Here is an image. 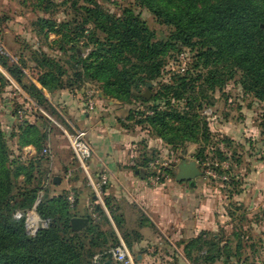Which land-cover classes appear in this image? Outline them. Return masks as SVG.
<instances>
[{
  "label": "trees",
  "instance_id": "1",
  "mask_svg": "<svg viewBox=\"0 0 264 264\" xmlns=\"http://www.w3.org/2000/svg\"><path fill=\"white\" fill-rule=\"evenodd\" d=\"M36 1L46 14L55 7L50 0ZM100 1H67L72 2L74 9L68 21L58 22L47 15L38 17L36 33L46 40L50 33L56 34L58 38L51 45L59 54L42 49L32 52L31 60L38 70L34 71L37 83L52 93L80 91L92 84L110 99L128 105L141 103L147 110L134 108L129 113L128 119L134 121V127L149 130L175 148L185 143L197 144L199 148L192 155L195 160L212 157L230 161V180L224 184L227 195L232 196L242 185L241 180L233 175V160L228 152H207L212 133L200 111L205 105L214 104L209 102L208 94L223 91L227 82L237 75L244 93L264 103V0H134L136 7L148 9L160 24L171 29L160 40L134 7H125L118 15ZM187 50L193 56L188 70L174 74L171 82L164 84L149 100L135 95L144 88H154L162 78L167 61ZM26 63H10V57L0 53V65L8 75L0 72V89L16 83L38 105V114L44 111L51 117L58 115L28 77ZM173 100H184L185 105L173 104ZM20 110L11 113L16 119L14 131L8 133L0 122V264H92L97 255H102L101 264L113 263L109 252L119 246L120 238L104 207L95 204L98 199L93 198V210L81 217L88 219V223L76 229L71 220L81 216L77 211L76 193L72 204L68 200L70 191L51 195L50 185L46 186L42 163L48 157L43 151L51 118L41 114L40 126L22 121ZM120 123L126 129L131 128L123 120ZM261 127L264 135V117ZM11 138H17L19 154L12 149ZM223 142L231 150L233 141L225 138ZM30 146L35 152L28 161L23 154ZM145 159L144 164L148 166L151 161ZM261 160L264 161V147ZM170 175L175 177L174 172ZM105 190L106 186L102 194ZM41 191L44 194L36 211L41 219L48 221V226L31 235L26 229L25 215L34 208ZM103 199L121 231L124 221L117 214L113 200L104 195ZM234 207L232 217L243 221L244 213L237 212L242 207ZM18 212L24 217L17 218ZM133 234L140 236L135 231ZM123 237L131 247L127 236ZM242 241L238 233L231 236L203 233L184 245V256L192 264L241 259Z\"/></svg>",
  "mask_w": 264,
  "mask_h": 264
},
{
  "label": "crops",
  "instance_id": "2",
  "mask_svg": "<svg viewBox=\"0 0 264 264\" xmlns=\"http://www.w3.org/2000/svg\"><path fill=\"white\" fill-rule=\"evenodd\" d=\"M26 73L29 76V72ZM32 80L56 111L62 116V113L70 116L80 130L87 132V141L95 152L94 157L88 162L89 175L83 169L82 171L74 169L66 157L61 159L57 156L51 167L53 185L50 194L58 195L64 190L74 191L77 195V211L80 217L93 210V198H97L95 204L99 203L104 207L117 231L120 244L128 247L136 264H192L184 256V245L203 233L212 236L221 233L231 236L238 233L242 235L245 249V235L250 232L253 234L252 232L264 220V161L261 158L252 164V168H239L241 170L238 177L242 185L232 196L219 195L215 185L204 176L195 180V186L174 179V182L165 181L156 187L151 182L153 170L150 164L145 166L144 162L145 157L153 150L162 154V140L157 138L154 140L144 129L135 128L131 131L124 128L121 123L120 127L119 116L113 114L114 110L105 109L104 106L107 102L112 108L116 100L98 91V100L96 101L94 96L95 106L94 109H90L89 92L86 94L85 89L75 92L60 90L52 93L36 80ZM14 86L28 96L15 83ZM10 119L16 122L15 118ZM221 128L222 135L226 134L236 141H241L244 137L255 138L260 134L256 131L249 133L247 129L236 131L229 123H224ZM34 152L31 146L25 150L27 155ZM102 164L110 171V182L100 199L95 194L91 180L99 181ZM56 171L57 173H54ZM56 177L60 179L59 184L54 183ZM103 195L113 200L117 214L122 217L124 222L121 231L111 219ZM233 205L246 210L244 216L249 223L248 229L243 227L246 232L235 226L236 220L231 215ZM134 231L140 236H135ZM123 236H127L131 247L126 244ZM111 264L120 263L114 261Z\"/></svg>",
  "mask_w": 264,
  "mask_h": 264
},
{
  "label": "rangeland",
  "instance_id": "3",
  "mask_svg": "<svg viewBox=\"0 0 264 264\" xmlns=\"http://www.w3.org/2000/svg\"><path fill=\"white\" fill-rule=\"evenodd\" d=\"M50 1L55 3V7L49 10L50 12L46 14L39 9L36 0H0V40L3 45L2 52L0 51V53L8 55L10 57V63L23 64V62L26 61L28 68H26L25 71H28V77L34 80H36V73L34 71L38 70L35 69V63L31 60L32 52L37 49H42L53 55L59 54L58 51L54 49L55 47L51 45V42L58 38L56 34L50 33L49 40H46L43 36H39L36 33V22L38 17L47 15V17L55 19L58 22H63L70 20L74 13L72 2H67L70 0ZM100 2L112 13L118 15L121 13L123 8L134 7L138 13L142 14V17L146 20L149 27L156 32L159 40L166 38L171 32V29L160 24L148 11V9L136 7L134 0H101ZM183 54L184 59H182L180 55L178 58H170L167 61L165 67L162 69V78L157 81L155 83L156 86L150 90L152 97L154 93H156L164 84L170 83L171 77L176 73H180L183 67L185 70H188L191 67L193 63L192 53L187 50ZM3 71L4 69L0 65V72L3 73ZM240 79V75H237L234 79L227 82L223 91H217L214 95L211 93L208 94L209 102L212 101L214 104L205 105L204 109L200 111L201 114L206 117L212 133V143L210 148L207 149V152H215L217 150H220L221 152H228L227 155L233 160V175L237 176V178L241 170H239L240 167L245 169H248L249 167L252 168V164L260 160L264 147L263 128L261 127L264 117V103H259V101L254 99L252 95L245 94L242 86L239 85ZM0 90V122L5 131L10 133L15 130L14 126L16 122L10 119V117L11 113L16 109H21L20 119L22 121L25 119L30 123H37L40 126L42 125L43 120H40L41 114H45L42 112L38 114V105L31 102L28 96H25L24 93L16 89L15 86L11 85L1 86ZM85 90L87 91L86 94L88 92H94L96 96L95 100H98V86L87 84ZM145 91L146 88L143 89L142 93ZM175 103L180 104L181 107L185 105L184 100L179 102L173 100V104ZM104 106L105 109L114 110L113 114L118 115L120 120H123L127 126L131 127V131L135 128L143 129L140 126L134 127V121L128 119L130 116L129 113H131L134 108H136L137 111L147 110V108L142 106L141 103L135 102L133 105H128L117 101L115 106L112 108L109 107L107 102L104 103ZM56 113H58V115L52 116L55 122L65 126L67 129H70L68 123L76 129H80L74 121L71 120L70 116L65 113H62V116L58 111H56ZM55 122H52L46 129L48 131L46 147L49 148L50 155L47 158H44L42 163V169L45 171L47 176L46 180L49 181L50 186L48 189L50 191L52 190L51 176L53 173V171H51V167L54 165L57 156L61 159L66 157L67 161L74 169L82 171V168L79 167L80 165L74 157L67 138ZM224 123H229L236 131L238 129H247V132L249 131V133L256 131L260 134H257L255 138L249 139L244 137L241 141H236L235 139L232 140L227 137L226 134L222 135L221 133V127ZM119 126L122 127L120 122ZM144 131H147L146 134L151 136L154 140L157 138L149 130L144 129ZM225 138L233 141V147L231 150L225 148L226 144L223 142ZM16 141L17 138H11L9 143L15 153L19 154ZM162 145V154L158 153L157 150H153L147 158L151 161L150 163L157 160H160V164L162 163V165L167 163L169 165V169L167 171L168 178L164 179L163 182H168L170 180L174 182L175 177H172L170 174L174 172L176 175L179 163L193 160L192 155L196 152L199 146L193 143H185L184 145L175 148L165 143L163 140ZM25 150L26 148L24 149L23 157L25 160L29 161L32 159V156L25 154ZM237 159L240 160V163L237 162ZM54 173H57V171ZM60 175H62L61 172ZM211 182L218 189L219 195L224 196L227 194V188L224 183L220 181ZM233 208L235 209V207ZM32 211L33 209L30 210V212ZM245 211L246 210L243 209L237 212L238 215H243ZM32 221H37V217L33 216ZM236 225L239 228H242L244 232H246L245 229H248L249 227V223L245 219L243 221L236 219L235 226ZM243 227H245V229ZM252 233L253 234L250 232V234L245 235L244 242L246 245L241 259L234 258L229 262H225L223 260L217 264H264V220Z\"/></svg>",
  "mask_w": 264,
  "mask_h": 264
},
{
  "label": "built area",
  "instance_id": "4",
  "mask_svg": "<svg viewBox=\"0 0 264 264\" xmlns=\"http://www.w3.org/2000/svg\"><path fill=\"white\" fill-rule=\"evenodd\" d=\"M2 42L0 40V51L2 52ZM181 58L184 59V54H181ZM185 71V68L183 67L181 69V72ZM89 108L94 109L95 103H94V92H89ZM45 115H47L53 122L54 119L49 116L47 113L43 111ZM63 131L65 137L67 138L69 145L73 151L74 157L79 163V167H81L88 175H89V165L88 162L94 157V150L90 144L87 138V132L84 130L76 129L75 127L70 126V129H67L65 126H62L55 122ZM43 154L45 156L50 155L49 148L46 147L43 151ZM198 163L201 171L204 173V177H206L208 180L211 181H220L222 183L228 182L230 180V174L228 173L231 168L230 161H221L218 158H212L208 157L205 160H196ZM150 168L153 170L151 175V182L153 185H160L164 179L168 178V169L169 165L167 163L160 164V160H157L155 162L150 163ZM70 176V175H69ZM68 176V177H69ZM110 182V171L108 170L107 166L102 164V173L100 175V179L97 182H94L91 180V185L93 189L95 190V193L97 194L98 198L101 199L102 194V188L104 186H107ZM49 185V181L46 183V186ZM44 192H40V197L37 200L33 211L28 212L25 215V225L27 232L31 235H36L37 232L41 228H45L48 226V221H45L41 219L38 214L36 213V207L40 202V198L43 196ZM68 200L70 203H75L76 195L75 192L70 190L68 193ZM33 216L37 217V221H32ZM17 218H23V214L21 212L16 213ZM114 261L120 264H136L135 258L133 254L130 252L128 247L125 244H119V246L115 247L109 252ZM101 258L102 255L95 256L92 264H101Z\"/></svg>",
  "mask_w": 264,
  "mask_h": 264
},
{
  "label": "water",
  "instance_id": "5",
  "mask_svg": "<svg viewBox=\"0 0 264 264\" xmlns=\"http://www.w3.org/2000/svg\"><path fill=\"white\" fill-rule=\"evenodd\" d=\"M3 72L6 74L5 71ZM148 86L150 87V85ZM135 95L147 100L151 99L152 97V93L149 88H147L144 93H135ZM175 176L177 182H189L192 186H195V180L200 177H203L204 173L201 171L198 163L195 160H190L179 163L178 171ZM54 183L59 184L60 179L56 177ZM71 220L74 228L76 229H81L88 223V219L81 217H75Z\"/></svg>",
  "mask_w": 264,
  "mask_h": 264
},
{
  "label": "bare ground",
  "instance_id": "6",
  "mask_svg": "<svg viewBox=\"0 0 264 264\" xmlns=\"http://www.w3.org/2000/svg\"><path fill=\"white\" fill-rule=\"evenodd\" d=\"M34 220V219H33Z\"/></svg>",
  "mask_w": 264,
  "mask_h": 264
}]
</instances>
